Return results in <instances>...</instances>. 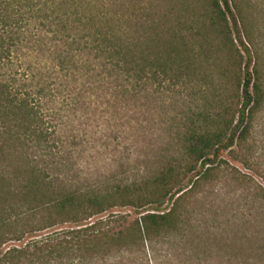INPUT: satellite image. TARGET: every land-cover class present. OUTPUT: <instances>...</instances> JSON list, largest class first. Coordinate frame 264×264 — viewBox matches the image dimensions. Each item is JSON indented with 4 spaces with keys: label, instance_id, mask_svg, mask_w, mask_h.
Segmentation results:
<instances>
[{
    "label": "trees",
    "instance_id": "obj_1",
    "mask_svg": "<svg viewBox=\"0 0 264 264\" xmlns=\"http://www.w3.org/2000/svg\"><path fill=\"white\" fill-rule=\"evenodd\" d=\"M263 114L264 0H0V264H264Z\"/></svg>",
    "mask_w": 264,
    "mask_h": 264
},
{
    "label": "rangeland",
    "instance_id": "obj_2",
    "mask_svg": "<svg viewBox=\"0 0 264 264\" xmlns=\"http://www.w3.org/2000/svg\"><path fill=\"white\" fill-rule=\"evenodd\" d=\"M236 36L238 37V34H236ZM245 42V40H243ZM237 45H238V48L239 50L241 51L242 55L244 54L243 51H242V48H241V45H240V42L238 40L237 42ZM247 59L245 58V63H246ZM252 69V65L250 66V70ZM183 97H185L187 100H190V98L188 97V93H183L182 95ZM192 99V98H191ZM201 101L198 102V104L200 105ZM263 119L257 129V134H256V138H257V141L260 143V147H261V151H260V154L263 155V160H264V114L262 115ZM159 136V135H158ZM157 143H159L157 141V139H155ZM159 141H162V139H159ZM161 144V143H159ZM125 147H127L126 145L123 146L122 148H120L121 150L125 149ZM222 158L225 160V161H228L231 165L233 166H237L240 170L244 171L243 167L241 165H239L238 163H236L234 160H233V157L228 153V152H225L222 154ZM104 163H101L100 165H102ZM98 176V174H94V177L96 178ZM111 215H121V216H126L128 217V219L130 221L136 219V212H135V209L133 208H130V207H125V208H115L113 210H111L110 212L106 213L102 219H107L109 216ZM115 228H118L119 225L118 224H115L114 225Z\"/></svg>",
    "mask_w": 264,
    "mask_h": 264
}]
</instances>
